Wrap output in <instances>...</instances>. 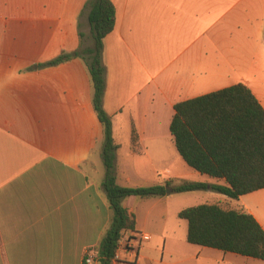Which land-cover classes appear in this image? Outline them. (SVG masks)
I'll use <instances>...</instances> for the list:
<instances>
[{
    "label": "crops",
    "instance_id": "0c3cea01",
    "mask_svg": "<svg viewBox=\"0 0 264 264\" xmlns=\"http://www.w3.org/2000/svg\"><path fill=\"white\" fill-rule=\"evenodd\" d=\"M110 1L102 108L117 144L115 183L223 184L178 154L169 131L173 105L241 82L264 109V0ZM85 2L0 0V264H100L112 209L90 75L80 57L38 66L75 51L80 34L81 47L92 44ZM201 191V203L243 208L264 230V187L236 199ZM121 203L134 220L122 233L131 249L112 264H264L187 242V222L184 230L166 228L167 194ZM137 232L149 238L138 243Z\"/></svg>",
    "mask_w": 264,
    "mask_h": 264
},
{
    "label": "trees",
    "instance_id": "16d2710c",
    "mask_svg": "<svg viewBox=\"0 0 264 264\" xmlns=\"http://www.w3.org/2000/svg\"><path fill=\"white\" fill-rule=\"evenodd\" d=\"M82 13L86 14L92 44L81 47L80 34V45L75 51L61 52L38 66L80 57L88 69L92 104L103 126L102 186L112 209L97 257L100 264H112L122 233L134 226L133 216L121 203L125 197L165 195L168 187L170 192L211 190L236 199L264 187V109L241 82L176 102L169 131L178 154L195 171L221 178L224 183L181 181L173 186L169 182L147 187L119 186L113 170L117 144L111 134L112 119L102 108V41L113 29L115 9L110 0H86ZM177 217L186 220V240L191 244L264 260V230L243 208L227 209L218 203L204 202L180 209Z\"/></svg>",
    "mask_w": 264,
    "mask_h": 264
},
{
    "label": "rangeland",
    "instance_id": "374dc122",
    "mask_svg": "<svg viewBox=\"0 0 264 264\" xmlns=\"http://www.w3.org/2000/svg\"><path fill=\"white\" fill-rule=\"evenodd\" d=\"M88 43L85 42L83 46H86ZM204 192L201 190H192V191H184V192H167L166 194L170 197V203L164 204L162 211L163 217L162 221L163 225L166 228H174L178 230H184V225L186 221L184 219L177 217V210L183 207L189 206L195 203L203 202V198L205 197ZM222 206L223 203H221ZM157 220V223L160 221L159 216H154L152 219Z\"/></svg>",
    "mask_w": 264,
    "mask_h": 264
},
{
    "label": "built area",
    "instance_id": "2783aa9c",
    "mask_svg": "<svg viewBox=\"0 0 264 264\" xmlns=\"http://www.w3.org/2000/svg\"><path fill=\"white\" fill-rule=\"evenodd\" d=\"M133 236L138 243H141V242H143L149 238V235L147 233H144V232L134 233ZM129 238H130V236H124V234L121 236L120 240L118 241V244H117V247L115 250V254L113 256L114 260H117L119 258V251L131 249L128 245ZM92 257H93L92 253L90 251H87L85 261L87 263H89L91 261Z\"/></svg>",
    "mask_w": 264,
    "mask_h": 264
},
{
    "label": "water",
    "instance_id": "95a60500",
    "mask_svg": "<svg viewBox=\"0 0 264 264\" xmlns=\"http://www.w3.org/2000/svg\"><path fill=\"white\" fill-rule=\"evenodd\" d=\"M165 190H166L167 192H169V189H168V188H166Z\"/></svg>",
    "mask_w": 264,
    "mask_h": 264
}]
</instances>
